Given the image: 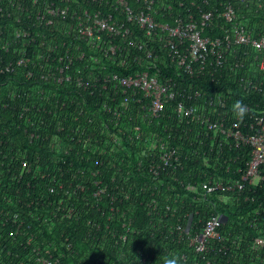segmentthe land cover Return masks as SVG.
Listing matches in <instances>:
<instances>
[{"label":"built area","instance_id":"built-area-1","mask_svg":"<svg viewBox=\"0 0 264 264\" xmlns=\"http://www.w3.org/2000/svg\"><path fill=\"white\" fill-rule=\"evenodd\" d=\"M0 77V264H264V0H0Z\"/></svg>","mask_w":264,"mask_h":264},{"label":"trees","instance_id":"trees-1","mask_svg":"<svg viewBox=\"0 0 264 264\" xmlns=\"http://www.w3.org/2000/svg\"><path fill=\"white\" fill-rule=\"evenodd\" d=\"M210 4L213 5L214 2L211 1ZM4 80H5V77H0V98L3 97V94L5 92V87H3ZM13 115H14V113H12L11 111L0 110V139L3 137H6L8 135L12 136V137L15 136L16 138H19L22 142L21 143L22 145L21 146H19V145L14 146V153L15 154H18L20 151L26 152V155L31 156V157H33V155L37 154V153L46 154L47 153L46 150L43 149L42 147L28 145L23 141V136L20 135L21 133L19 132V130L15 126L12 125V122L16 121V118ZM5 131H7L6 134H4ZM4 152H6L5 145L0 144V154H3ZM0 162L6 163L7 161L0 160ZM6 194H7V196L9 195L7 189H6ZM259 194L261 195L262 191H260ZM2 203L3 202L0 201V205ZM2 206H5V204H2ZM218 211L226 213L230 219L231 218L236 219L239 216L245 214V212L247 211V207H239V208H235L232 210L231 209H224L223 207H220V208H218Z\"/></svg>","mask_w":264,"mask_h":264},{"label":"clouds","instance_id":"clouds-1","mask_svg":"<svg viewBox=\"0 0 264 264\" xmlns=\"http://www.w3.org/2000/svg\"><path fill=\"white\" fill-rule=\"evenodd\" d=\"M233 117L237 120H243L248 113V106L242 100H237L232 105ZM163 264H181L180 257L176 253H170L163 258Z\"/></svg>","mask_w":264,"mask_h":264}]
</instances>
